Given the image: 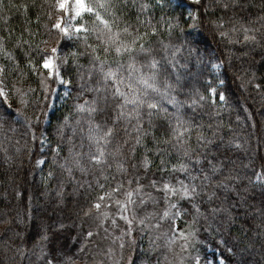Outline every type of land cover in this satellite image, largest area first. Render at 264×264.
I'll return each instance as SVG.
<instances>
[{
	"label": "clouds",
	"instance_id": "1",
	"mask_svg": "<svg viewBox=\"0 0 264 264\" xmlns=\"http://www.w3.org/2000/svg\"><path fill=\"white\" fill-rule=\"evenodd\" d=\"M0 264H264V0H0Z\"/></svg>",
	"mask_w": 264,
	"mask_h": 264
}]
</instances>
